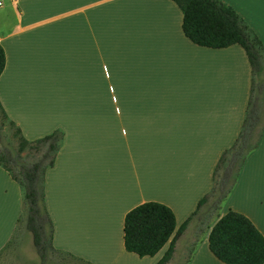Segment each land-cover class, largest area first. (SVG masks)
<instances>
[{
	"label": "crops",
	"instance_id": "obj_1",
	"mask_svg": "<svg viewBox=\"0 0 264 264\" xmlns=\"http://www.w3.org/2000/svg\"><path fill=\"white\" fill-rule=\"evenodd\" d=\"M223 1L264 44V0ZM0 2L4 110L30 141L64 132L45 177L51 254L157 264L169 243L154 256L128 251L125 216L158 201L174 210L179 228L212 192L219 160L246 117L253 71L245 49L191 41L172 0ZM259 135L232 191L218 206L210 199L199 208L168 264L177 257L225 264L210 250L209 234L231 209L264 234L263 123L254 141ZM24 210L21 184L0 164V259L16 253ZM30 235L26 259L39 256Z\"/></svg>",
	"mask_w": 264,
	"mask_h": 264
},
{
	"label": "trees",
	"instance_id": "obj_2",
	"mask_svg": "<svg viewBox=\"0 0 264 264\" xmlns=\"http://www.w3.org/2000/svg\"><path fill=\"white\" fill-rule=\"evenodd\" d=\"M183 13L182 28L194 43L224 48L241 45L248 56L253 71V82L246 117L236 142L222 154L215 170L212 192L202 198L198 209L177 228L176 214L168 205L158 201H146L127 212L124 223V244L128 251L139 256H154L166 244L169 246L157 264H168L173 258L178 237L199 208L213 199L219 205L234 188L247 156L254 150L260 138L254 141L258 126L264 124V44L251 26L237 11L223 0H172ZM6 52L0 42V76L6 67ZM1 118L8 119L0 100V164L21 184L24 191L26 227L33 235L34 245L43 263L55 250L53 246L54 224L45 199V177L49 167L55 164L56 154L64 138L61 129L28 140L16 125L20 134L19 148L4 142ZM28 146L45 147L33 161H24L21 152ZM16 169V170H15ZM212 253L225 264H264V234L245 214L229 210L213 225L209 234Z\"/></svg>",
	"mask_w": 264,
	"mask_h": 264
},
{
	"label": "rangeland",
	"instance_id": "obj_3",
	"mask_svg": "<svg viewBox=\"0 0 264 264\" xmlns=\"http://www.w3.org/2000/svg\"><path fill=\"white\" fill-rule=\"evenodd\" d=\"M1 12V8H0ZM1 123L3 127V135H4V142L10 145L13 148L18 149L20 143V134L17 131L16 125L10 123V120L1 118ZM2 149V144H0V150ZM45 150L44 146H41L40 149L31 148L28 146L24 151L21 152L22 159L24 161H33L37 157H39L42 152ZM16 170V169H15ZM31 232L26 227L25 215L21 223V227L17 232V240L15 241V246L13 248L17 249L16 253L10 254L9 256L1 257L0 264H22V263H35V264H42V260L39 256H34V254L26 257L23 256L24 252L26 253V246L30 243V235ZM34 247V245H33ZM25 250V251H24ZM23 251V252H20ZM186 261L185 258H178L171 264H184ZM46 264H87L83 262H77L72 260L70 256L60 255V254H51L49 261Z\"/></svg>",
	"mask_w": 264,
	"mask_h": 264
},
{
	"label": "built area",
	"instance_id": "obj_4",
	"mask_svg": "<svg viewBox=\"0 0 264 264\" xmlns=\"http://www.w3.org/2000/svg\"><path fill=\"white\" fill-rule=\"evenodd\" d=\"M0 4H1V2H0Z\"/></svg>",
	"mask_w": 264,
	"mask_h": 264
}]
</instances>
